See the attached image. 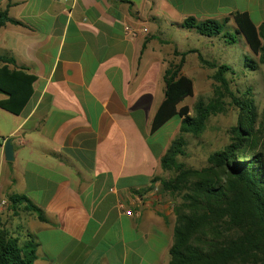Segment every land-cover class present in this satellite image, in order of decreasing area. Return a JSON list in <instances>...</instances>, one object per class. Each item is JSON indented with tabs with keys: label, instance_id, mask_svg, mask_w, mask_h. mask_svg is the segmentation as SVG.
Masks as SVG:
<instances>
[{
	"label": "crops",
	"instance_id": "crops-1",
	"mask_svg": "<svg viewBox=\"0 0 264 264\" xmlns=\"http://www.w3.org/2000/svg\"><path fill=\"white\" fill-rule=\"evenodd\" d=\"M239 1L0 0V12L21 23L0 27V57L35 76L19 115L0 109V137H16L10 162L0 143V227L33 236V264H129V254L136 264H166L174 201L159 193L158 177L169 142L154 148L150 139L171 119L152 135L149 124L165 70L181 57L175 50L200 54L185 43L203 36L180 24L233 22L232 13L249 14Z\"/></svg>",
	"mask_w": 264,
	"mask_h": 264
},
{
	"label": "trees",
	"instance_id": "trees-1",
	"mask_svg": "<svg viewBox=\"0 0 264 264\" xmlns=\"http://www.w3.org/2000/svg\"><path fill=\"white\" fill-rule=\"evenodd\" d=\"M230 19L235 33L243 37L250 52L264 63V23L256 27L247 12H234ZM228 21L227 18L222 23L197 22L189 17L180 27L215 38L220 34L227 36L223 29ZM6 22L21 24L9 19L6 12H0V27ZM180 55L179 63H170L165 70L164 98L150 121V135L174 117L180 120L182 133L198 135L204 130L207 118L223 110L220 95L207 105L198 102L193 116L188 115L187 107L178 108L193 93L192 80L182 74L186 53ZM199 61L216 69L213 75L219 83L216 92L219 94L222 90L230 96L239 109V119L231 142L212 153L206 167L189 169L177 161V156L184 155L182 137L171 142L160 159L162 170L176 172L171 179L158 178L161 190L181 194V202L173 209L176 224L168 251L169 264H264V158L262 153L250 151L248 144L252 139L254 108L248 99H238L229 92L224 76L232 72L229 66L210 63L200 56ZM1 63L0 93L6 95V99L0 101V109L19 115L32 95L35 76L23 69L10 70L7 66L13 63L10 58L0 57ZM244 66L256 69V63L249 57L245 58ZM9 200L12 204L24 202L27 210L35 212L40 221L46 220L43 212L27 197L13 195ZM36 247L33 236L28 235L20 243L19 238L0 227V264H33Z\"/></svg>",
	"mask_w": 264,
	"mask_h": 264
},
{
	"label": "rangeland",
	"instance_id": "rangeland-1",
	"mask_svg": "<svg viewBox=\"0 0 264 264\" xmlns=\"http://www.w3.org/2000/svg\"><path fill=\"white\" fill-rule=\"evenodd\" d=\"M261 5V6H260ZM239 9L242 10L244 6H247L249 15L254 22H260L261 15L258 11V7H264L263 2H255L251 0H240ZM223 20H219L222 23ZM223 33L227 36L220 34L215 38L202 37L201 40L196 41L193 38H189L185 45L188 47L199 48L200 53L197 57L194 52L189 53L186 51L184 58L185 71L190 76L193 83L192 96L187 97L183 102L178 105V108L187 107L189 110L188 115H194V107L198 102H203L205 105L213 103L217 95H220V102L222 111L210 115L204 126V130L198 134L182 133L180 131V125H178V118L174 117L163 126L157 134L151 136V146L158 147L160 145L169 142H173L175 139L182 137L184 140L182 156H177V161L182 163L185 168L200 170L208 165V157L217 151L222 150L227 146L234 137L233 129L237 127L239 119V109L233 105L230 96L224 91L220 90L219 94L216 92V88L219 86L213 79V75L216 72L215 68L207 67L201 64L199 56L210 63L216 65L225 64L229 66L232 72L225 73V78L228 81V90L238 99H248L254 108V117L252 118V139L248 142L250 144V151L254 153H262L264 158V63H260L259 57L254 56L247 47L242 36L235 33L233 22L226 23L224 25ZM173 36V35H172ZM169 38L167 34L165 36ZM233 37V40L231 39ZM184 41V39H182ZM176 55L181 53L175 50ZM249 57L256 63V69L250 70L244 66L245 58ZM180 59L176 60L179 63ZM171 62L172 64H177ZM186 62V63H185ZM182 66V67H183ZM5 137H0V143H3ZM16 141V137H11V142ZM247 157V156H246ZM176 175L175 171H164L159 174V179L168 180ZM163 193L174 201V206L181 202V194ZM174 209V207H173ZM7 211V210H6ZM174 212V211H173ZM176 224V217H175ZM175 226V225H174ZM11 235L16 236L19 234L17 231L10 230ZM14 232V233H13ZM164 240V238H163ZM162 240L161 246H164ZM20 243L23 242V237H19ZM136 255L129 254V264H136ZM155 258V255H148L145 260L151 261ZM143 264H147L144 261ZM166 264H169V254L167 253Z\"/></svg>",
	"mask_w": 264,
	"mask_h": 264
},
{
	"label": "water",
	"instance_id": "water-1",
	"mask_svg": "<svg viewBox=\"0 0 264 264\" xmlns=\"http://www.w3.org/2000/svg\"><path fill=\"white\" fill-rule=\"evenodd\" d=\"M13 146L11 144L10 140H7L4 144V157L6 161H12L13 160Z\"/></svg>",
	"mask_w": 264,
	"mask_h": 264
},
{
	"label": "built area",
	"instance_id": "built-area-1",
	"mask_svg": "<svg viewBox=\"0 0 264 264\" xmlns=\"http://www.w3.org/2000/svg\"><path fill=\"white\" fill-rule=\"evenodd\" d=\"M125 31H126L127 34H129L131 36H136L137 33L139 32V30L133 29V28H131L129 26L125 27ZM8 139L9 138L4 139L2 144H5ZM19 142L21 143L22 141L20 140ZM127 213L130 214V212H127Z\"/></svg>",
	"mask_w": 264,
	"mask_h": 264
}]
</instances>
